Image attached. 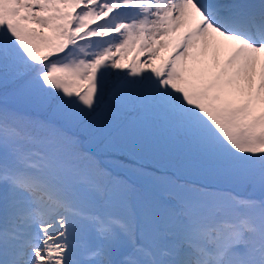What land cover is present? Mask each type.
<instances>
[{"label":"snow or ice","instance_id":"6c2138e0","mask_svg":"<svg viewBox=\"0 0 264 264\" xmlns=\"http://www.w3.org/2000/svg\"><path fill=\"white\" fill-rule=\"evenodd\" d=\"M0 264H264V0H0Z\"/></svg>","mask_w":264,"mask_h":264},{"label":"rangeland","instance_id":"374dc122","mask_svg":"<svg viewBox=\"0 0 264 264\" xmlns=\"http://www.w3.org/2000/svg\"><path fill=\"white\" fill-rule=\"evenodd\" d=\"M134 56H135V53H132L131 55H129L128 57H127V59L124 61V63L125 64H128L129 63V59H130V61L134 58ZM144 59V57H141V60H143ZM127 69H125V71H126ZM114 71H116V70H114ZM121 160V159H120ZM122 161H124V160H122ZM124 162H126V161H124ZM149 169H151V168H149ZM149 169H146V170H148L149 171Z\"/></svg>","mask_w":264,"mask_h":264}]
</instances>
